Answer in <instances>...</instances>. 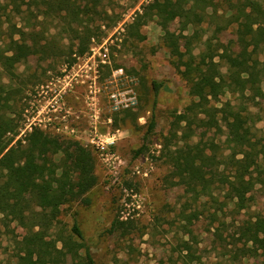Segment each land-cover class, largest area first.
Masks as SVG:
<instances>
[{
    "label": "trees",
    "instance_id": "1",
    "mask_svg": "<svg viewBox=\"0 0 264 264\" xmlns=\"http://www.w3.org/2000/svg\"><path fill=\"white\" fill-rule=\"evenodd\" d=\"M102 1L0 0V20L5 16L11 21L12 12L22 16L21 25H12L11 39L1 48V68L14 72L25 63L23 43L32 42L29 48L39 46L32 53L52 50L46 41L51 27L39 26L56 17L69 23L79 39L78 55H84L94 36L90 24L96 17L101 18L97 10ZM81 5L91 14L83 30L72 24H84L80 19ZM143 9L127 27L128 34L140 40L146 38L141 27L150 20L157 18L167 23L179 19L181 33L166 32L162 40L193 98L183 112L176 114L161 143L162 156L170 166L171 183L190 196L186 203H198L210 196L215 210H210L209 216L213 222H221L229 203L233 205L230 211L239 213L248 208L257 186L264 192V136L257 134L256 127L263 117L255 118L251 113V107L263 108L264 103V6L259 0H151ZM207 18L217 26L216 32L235 29L236 49L214 42L217 35H207L202 30ZM191 29V34H183ZM198 43L204 48L196 53ZM19 90L8 89L0 75V221L4 226L17 221L27 231L16 240L13 264H64L69 257L74 258L75 264H95L77 221L67 232L59 225V216L66 204H90V198L84 196L98 184L97 155L80 141L52 135L37 126L11 145L15 137L8 134L18 128L11 104ZM227 93L237 94L239 103H221V96ZM154 124L152 121L151 127ZM199 130L224 134V147L213 140H195ZM226 150L230 152L226 154ZM143 151L139 148L136 155ZM217 190L225 192V200L217 197ZM182 213L191 222L202 211ZM128 222L117 215L108 232L116 234L121 230V235H125ZM217 230L223 237L220 227ZM229 236L230 243L240 246L244 256L264 264V215L240 221ZM179 246L183 264L195 260L205 264L189 241L182 240Z\"/></svg>",
    "mask_w": 264,
    "mask_h": 264
},
{
    "label": "rangeland",
    "instance_id": "2",
    "mask_svg": "<svg viewBox=\"0 0 264 264\" xmlns=\"http://www.w3.org/2000/svg\"><path fill=\"white\" fill-rule=\"evenodd\" d=\"M150 1L103 0L97 10L101 18L96 17L90 24L94 36L84 55H78L79 39L69 23L56 17L39 26V29L51 27L46 41L52 50L32 53L39 46L31 49L32 42H26L23 43L27 58L24 64L14 72L0 66L7 88L20 89L11 104L15 111L11 115L18 120L16 131L8 134L15 137L11 145L37 126L52 135L80 141L95 151L98 184L84 196L90 198V204L82 201L66 204L59 216V225L67 232L77 221L95 264H183L179 246L182 240L191 243L205 264H261L244 256L240 246L230 243L229 236L240 221L264 215V192L260 185L251 193L252 200L245 210L230 211L233 205L229 203L227 215L221 216L226 221L222 225V221L213 222L209 216V211L215 210L210 196H205L202 202L186 203L190 196L182 187L171 183L170 166L162 156L161 143L169 134L176 114L183 112L193 98L188 84L171 63L169 49L162 40L166 32L181 33L179 19L167 23L157 18L150 20L141 27V33L146 36L143 40L128 34V25L138 13H143V7ZM259 1L264 6V0ZM11 9L9 6L8 11ZM79 9L84 24H72L83 30L91 14L84 5ZM210 20L207 18L202 24V30L207 35H217L214 42L236 49L235 29L229 27L216 32L217 26ZM21 23L22 16L13 12L11 21L2 17L0 52L11 39L12 25ZM192 32L193 29L183 34ZM102 45L108 48L110 63H103L98 55L92 56V47ZM203 48L204 44L198 43L196 53ZM118 68H123L124 75L115 80L112 74ZM128 86L137 90L138 104L130 110L113 111L111 91ZM227 101L239 103L237 94L222 95L221 103ZM251 113L255 118H264V103L263 108L251 107ZM263 118L256 123L259 136H264ZM94 126L102 134L114 135V142L107 144L103 151L89 142ZM198 132L195 140H213L224 147V134ZM139 148L144 151L136 155ZM225 152L228 154L230 150ZM219 192H215L217 197L225 200V192ZM197 210L202 214L191 222L182 213ZM117 215L129 220L125 235H121V230L116 234L108 232ZM186 224H189L187 230ZM0 229L3 231L0 264H13L16 240L22 239L27 231L17 221L9 226L0 221ZM64 264H75V260L69 257ZM192 264L201 263L195 260Z\"/></svg>",
    "mask_w": 264,
    "mask_h": 264
},
{
    "label": "built area",
    "instance_id": "3",
    "mask_svg": "<svg viewBox=\"0 0 264 264\" xmlns=\"http://www.w3.org/2000/svg\"><path fill=\"white\" fill-rule=\"evenodd\" d=\"M109 51L104 45L99 47H92V56L95 57L98 55L101 58L103 63H110L109 61ZM116 80L117 77L124 75L123 68H118L113 71L112 74ZM96 76L93 78L96 81ZM110 101L113 111H122L135 107L138 104V93L134 87H122L115 88L110 93ZM92 135L89 139V142L97 149L103 151L107 144H112L114 142V135H105L102 134L98 127L94 126V129L91 131ZM107 142V143H105Z\"/></svg>",
    "mask_w": 264,
    "mask_h": 264
}]
</instances>
